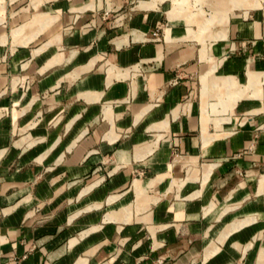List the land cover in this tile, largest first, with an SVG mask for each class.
Wrapping results in <instances>:
<instances>
[{"label": "crops", "instance_id": "obj_1", "mask_svg": "<svg viewBox=\"0 0 264 264\" xmlns=\"http://www.w3.org/2000/svg\"><path fill=\"white\" fill-rule=\"evenodd\" d=\"M232 1L0 0V264H264V11Z\"/></svg>", "mask_w": 264, "mask_h": 264}, {"label": "rangeland", "instance_id": "obj_2", "mask_svg": "<svg viewBox=\"0 0 264 264\" xmlns=\"http://www.w3.org/2000/svg\"><path fill=\"white\" fill-rule=\"evenodd\" d=\"M235 6H238V5H244L246 7H262L263 11H264V0H233L232 1ZM247 11H245L246 13ZM215 19H218V16H214ZM214 17L212 15L205 17V19L203 20V23L206 27H209V24H211L214 20ZM109 71H111L109 69ZM126 74V73H125ZM124 75V74H123Z\"/></svg>", "mask_w": 264, "mask_h": 264}, {"label": "bare ground", "instance_id": "obj_3", "mask_svg": "<svg viewBox=\"0 0 264 264\" xmlns=\"http://www.w3.org/2000/svg\"><path fill=\"white\" fill-rule=\"evenodd\" d=\"M109 69H112L111 67Z\"/></svg>", "mask_w": 264, "mask_h": 264}]
</instances>
